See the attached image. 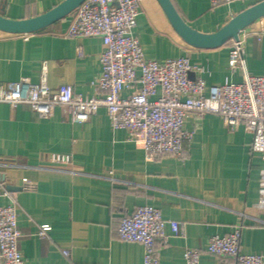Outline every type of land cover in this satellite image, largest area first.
Instances as JSON below:
<instances>
[{
    "label": "crops",
    "instance_id": "1",
    "mask_svg": "<svg viewBox=\"0 0 264 264\" xmlns=\"http://www.w3.org/2000/svg\"><path fill=\"white\" fill-rule=\"evenodd\" d=\"M63 0H0V15L30 18ZM260 0H235L211 7L209 0H171L182 19L212 33L232 16ZM70 13L31 33L0 30V87L20 79L39 82L43 72L52 91L70 85L75 94L102 93L93 84L101 72L97 36L66 34ZM145 57L162 61L188 56L207 70L208 85L241 80L228 69L229 43L198 48L173 29L157 0H140L133 30ZM244 69L264 74V16L245 27ZM126 91L121 95L125 96ZM192 132L181 156L148 159L124 129H114L103 107L82 122L56 106L41 118L26 104L0 102V173L16 189L19 250L24 264H142L143 247L118 236L119 220L140 205L182 225L167 226V241L156 242L159 264H185L184 250L199 249L198 264H234L232 257L204 252L212 235L224 236L242 224L239 249L264 254V209L256 206L260 158L251 153L252 135L242 125L226 129L221 118L206 114L188 119ZM68 156L67 162L51 155ZM5 201L0 197V204ZM47 224L46 236L37 226Z\"/></svg>",
    "mask_w": 264,
    "mask_h": 264
},
{
    "label": "built area",
    "instance_id": "2",
    "mask_svg": "<svg viewBox=\"0 0 264 264\" xmlns=\"http://www.w3.org/2000/svg\"><path fill=\"white\" fill-rule=\"evenodd\" d=\"M235 0H209L211 7ZM140 0H84L70 12L66 34L75 37L97 36L104 49L99 53L101 72L93 84L102 93L91 97L75 94L70 85L52 91L43 72L39 82L20 79L0 87V102L11 108L26 104L37 116L52 114L56 106L66 107L73 121L82 122L103 107L112 128L124 129L130 140L142 146L148 159L164 155L181 156L185 142L192 138L186 128L188 119H201L206 114L218 115L230 131L240 125L252 135L251 153L257 155L259 169L256 206L264 209V74L244 69L243 43L239 38L230 45L228 69L240 71L241 80L208 85L206 69L193 65L188 56L157 61L145 57L133 30L139 13ZM126 91L125 96L121 95ZM51 160L67 162L68 156L53 154ZM0 264H24L18 247V203L15 193L7 188L0 173ZM264 224V221H259ZM182 234L175 220L161 216L152 205H140L131 214L122 216L118 236L126 242L143 247L142 264H159L156 242H166V228ZM242 224L224 235L208 238L204 252L216 257H232L234 264H264V254H244L239 249ZM50 226H37V234L46 236ZM202 252L184 250L185 264H198Z\"/></svg>",
    "mask_w": 264,
    "mask_h": 264
},
{
    "label": "water",
    "instance_id": "3",
    "mask_svg": "<svg viewBox=\"0 0 264 264\" xmlns=\"http://www.w3.org/2000/svg\"><path fill=\"white\" fill-rule=\"evenodd\" d=\"M84 0H63L46 12L24 19H10L0 15V30L9 33H31L64 17ZM173 29L188 44L198 48H216L231 39L236 40L247 26L264 16V0H260L232 16L212 33H202L189 26L178 14L171 0H157ZM15 190L13 186H7Z\"/></svg>",
    "mask_w": 264,
    "mask_h": 264
}]
</instances>
